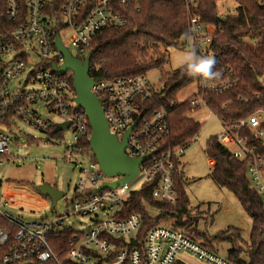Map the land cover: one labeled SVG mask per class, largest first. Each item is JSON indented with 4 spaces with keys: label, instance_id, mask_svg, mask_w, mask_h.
Segmentation results:
<instances>
[{
    "label": "built area",
    "instance_id": "1",
    "mask_svg": "<svg viewBox=\"0 0 264 264\" xmlns=\"http://www.w3.org/2000/svg\"><path fill=\"white\" fill-rule=\"evenodd\" d=\"M5 1L7 19L16 27L11 31L0 29V165L12 156L16 134L21 132L19 124L46 135L58 125L48 118L54 114L62 120L59 124L70 122L66 131L72 133L73 144L67 146L64 158L79 169L80 179L64 215L40 223L27 222L8 210H22L18 207L22 204L21 186L6 181L0 195V246H8V252L1 264H236L186 234L162 226L152 228L141 241V216L124 211L131 192L147 183H156L153 197L158 202L175 204L178 197L180 157L185 149H177L174 155L160 151L170 133L168 113L158 107L152 114H144L142 103L162 89V85L151 86L146 77L97 78L91 87L104 109L110 132L119 141L140 118L128 136L125 153L131 159L148 157L131 183L96 192L104 183L117 181L121 176L109 178L97 161L84 154L80 143L83 139L89 141L91 127L85 113L74 103L76 93L70 82L73 73L57 75L53 70L64 63V56L55 45V34H59L66 49L70 46L75 50L76 55L71 53L75 58L83 61L93 37L105 29L125 27V8L132 5L139 9L140 0H62L55 15L48 13L54 0ZM188 25L193 43L206 50L216 28L204 25L195 15H189ZM63 34L67 35L66 40ZM185 43L188 45V41ZM219 72L220 79L212 88L202 86L196 79V93L189 103L191 111L207 107L206 94H223L237 84L232 71ZM222 124L226 129L217 136L218 142L233 159L246 161L248 183L264 204V156L248 146L241 135L246 128L255 137L263 138L264 121L256 114L235 125ZM213 166L209 164L210 172ZM139 178L142 183L135 188L132 183ZM72 216L92 217L93 223L86 231H75L67 222ZM67 230L71 232L69 249L60 261L50 238Z\"/></svg>",
    "mask_w": 264,
    "mask_h": 264
},
{
    "label": "trees",
    "instance_id": "2",
    "mask_svg": "<svg viewBox=\"0 0 264 264\" xmlns=\"http://www.w3.org/2000/svg\"><path fill=\"white\" fill-rule=\"evenodd\" d=\"M219 1L140 0L139 9L129 5L125 8L128 19L125 27L105 29L93 37L90 51L95 49L96 52L90 62V76L104 80L146 77L150 71L162 69L167 64V57L162 50L176 48L181 42L187 41L184 36L189 34V15H195L200 17L204 25L216 28L206 50L196 45L198 54L213 56L215 70L228 69L238 79L237 84L223 94H206L204 98L208 109L226 125H235L264 112V0H233L237 5L236 15L225 16L218 13ZM61 5L62 0H54L48 13L55 15ZM56 17L61 25V18L58 15ZM15 27L7 19L6 1L0 0V29L11 31ZM194 81L180 68L163 73L162 89L152 99L142 103L145 115L147 112L152 114L158 107H163L168 113L170 133L161 145V152L174 155L179 148L188 149L201 131V124L186 116L191 111V97L182 102L177 99L182 90ZM70 82L73 86V78ZM53 129L46 134L50 138L48 143L51 139L61 137L62 132L53 135ZM241 135L246 138L248 146L254 147L258 154L264 156L262 138L255 137L246 128L241 130ZM27 140L28 143L34 142L31 137ZM80 144L84 154L96 161L89 141L83 139ZM205 153L214 162L210 175L215 184L232 192L250 217L249 241L242 238L240 229L233 227L212 238L200 232L197 228L198 217L190 208L182 174L177 178L178 197L175 204L156 201L153 192L157 185L147 183L131 192L124 211L127 215L135 213L141 216V241L152 228L166 223L219 255L220 247L214 242L227 243L229 249L225 258L231 262L264 264V204L248 183L246 161L233 159L231 153L218 142L217 136L207 140ZM175 165L179 163L175 161ZM0 224L3 222L0 221ZM70 235L71 232L67 230L50 238V245L60 261L69 249ZM7 252L8 246H0V264Z\"/></svg>",
    "mask_w": 264,
    "mask_h": 264
},
{
    "label": "rangeland",
    "instance_id": "3",
    "mask_svg": "<svg viewBox=\"0 0 264 264\" xmlns=\"http://www.w3.org/2000/svg\"><path fill=\"white\" fill-rule=\"evenodd\" d=\"M218 13L221 16L236 13V3L233 0H220ZM67 35L63 34L66 40ZM187 48L185 42H181L176 48L163 49L167 57V64L160 70H152L146 75V80L153 86L160 88L163 73L173 72L180 68L179 58ZM69 51L76 55L73 48L68 46ZM197 80L184 88L177 96L179 102L186 101L196 93ZM202 124L201 131L194 142L187 149L186 154L180 157V172L186 181L185 189L190 201L192 213L198 217L197 228L209 238L215 234L225 231L229 227L242 231V238L249 241L251 232V219L241 207L232 192L220 188L213 181L209 171V160L205 153L207 140L218 135L226 129L222 122L212 114L206 106L190 111L187 115ZM264 121V112L258 114ZM48 118L55 124L62 120L54 115ZM21 132L16 134L18 139L14 140L12 156L9 161L0 165V195L4 192L6 181L17 182L21 186L19 199L21 208L8 209L13 215L21 216L27 222L40 223L41 221L53 219L58 215H64L68 203L74 197V189L78 185L80 176L79 169L66 163L65 152L69 145L73 144V135L70 131H64L60 138L51 139L46 142V135L24 124H19ZM264 127V125H263ZM28 137L34 139L28 143ZM264 142V137L262 138ZM142 181L135 180L132 185L138 188ZM13 184V185H15ZM40 184H49L64 191L66 197L59 200L55 208H52L50 198L42 195L36 190ZM75 231H86L93 223L92 217H68L67 221ZM160 226L174 230L168 224ZM175 231V230H174ZM220 247V255L225 257L229 245L215 241Z\"/></svg>",
    "mask_w": 264,
    "mask_h": 264
},
{
    "label": "water",
    "instance_id": "4",
    "mask_svg": "<svg viewBox=\"0 0 264 264\" xmlns=\"http://www.w3.org/2000/svg\"><path fill=\"white\" fill-rule=\"evenodd\" d=\"M219 19L221 21L224 20L223 18ZM55 39L57 50L64 56V63L58 69L54 66L53 70L57 75H63L68 71L73 73V86L76 93L74 103L77 109L85 113L91 127L90 150L106 176L109 178L121 176L117 181L104 183L96 192L106 187L116 188L123 184L131 183L139 173L140 164L148 159V157L131 159L125 153L128 136L139 123L140 118L126 131L121 141H119L117 136L110 132L99 98L91 91V87L98 80L97 78H92L89 74L91 58L96 50L89 51L82 61L75 58L63 46L58 33L55 34ZM69 126L70 122L56 125L53 129V135L66 131ZM49 140L50 138L46 137L45 141L48 142ZM36 190L50 198L53 209L57 202L66 196L64 191L49 184H40L36 186Z\"/></svg>",
    "mask_w": 264,
    "mask_h": 264
},
{
    "label": "clouds",
    "instance_id": "5",
    "mask_svg": "<svg viewBox=\"0 0 264 264\" xmlns=\"http://www.w3.org/2000/svg\"><path fill=\"white\" fill-rule=\"evenodd\" d=\"M184 38L188 41V45L179 58L181 71L190 78L198 79L204 87H214L221 76V73L215 70V58L211 55H199L190 34L186 33Z\"/></svg>",
    "mask_w": 264,
    "mask_h": 264
},
{
    "label": "crops",
    "instance_id": "6",
    "mask_svg": "<svg viewBox=\"0 0 264 264\" xmlns=\"http://www.w3.org/2000/svg\"><path fill=\"white\" fill-rule=\"evenodd\" d=\"M195 94V93H194ZM193 94V95H194ZM193 95H191L190 97H192ZM189 97V98H190ZM207 109H208V107H207ZM209 110V109H208ZM210 111V110H209ZM211 112V111H210ZM192 119H194V118H192ZM195 121H197L198 122V120H196V119H194ZM200 123V122H199ZM201 124V123H200ZM201 127H202V124H201ZM221 134V133H220ZM219 135V134H218ZM218 135H215V136H218ZM186 151H187V149H185V153H184V155L186 154ZM209 160V159H208ZM209 164H212V165H214V162L213 161H211V160H209ZM180 166V165H179ZM182 174V173H181Z\"/></svg>",
    "mask_w": 264,
    "mask_h": 264
},
{
    "label": "flooded vegetation",
    "instance_id": "7",
    "mask_svg": "<svg viewBox=\"0 0 264 264\" xmlns=\"http://www.w3.org/2000/svg\"><path fill=\"white\" fill-rule=\"evenodd\" d=\"M56 188V187H55Z\"/></svg>",
    "mask_w": 264,
    "mask_h": 264
}]
</instances>
